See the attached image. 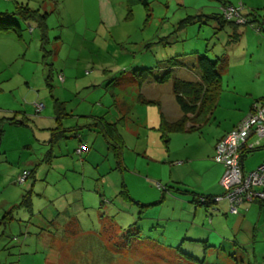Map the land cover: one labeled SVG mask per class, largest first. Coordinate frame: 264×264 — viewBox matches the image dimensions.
<instances>
[{
	"label": "rangeland",
	"instance_id": "1",
	"mask_svg": "<svg viewBox=\"0 0 264 264\" xmlns=\"http://www.w3.org/2000/svg\"><path fill=\"white\" fill-rule=\"evenodd\" d=\"M145 1L0 0V20L18 7L47 13L45 25L15 16L21 36L0 32V264H240L227 242L204 248L210 216L188 196L224 171L215 139L233 117L234 81L264 94V29L214 15L225 1L264 15V0ZM197 52L218 60L221 105L187 122L194 130H164L163 108L168 121L180 114L172 81L140 88L138 69L161 75L179 59L174 78L190 80ZM98 116L117 124L114 145ZM23 169L34 174L19 183Z\"/></svg>",
	"mask_w": 264,
	"mask_h": 264
},
{
	"label": "crops",
	"instance_id": "2",
	"mask_svg": "<svg viewBox=\"0 0 264 264\" xmlns=\"http://www.w3.org/2000/svg\"><path fill=\"white\" fill-rule=\"evenodd\" d=\"M253 24L254 25L252 26L254 27L260 25L256 21H254ZM246 31L247 29L245 28L244 30L238 32L237 28H235V29H232V34L233 35L236 34L238 38H240L242 34L246 33ZM257 36L262 42H264V35L257 34ZM231 62H233L232 58L229 59V63ZM180 66L181 65H176L172 68V76H173V70ZM165 69L167 70L168 68H165ZM177 78L187 80V81L197 82V81H200V73L199 71L196 72L195 75L191 77L192 79L190 80L184 79L181 77H177ZM169 81H172V79ZM169 81L165 83H168ZM153 83H156V85L165 84V83H157L153 79H149L145 81L144 85H147V84L154 85ZM238 83L239 81L237 80L234 81V91H235L234 96L230 102L226 103V109L228 110V112L234 111L232 112L233 117L230 120L226 121L225 124L222 121L219 122L220 125H223L222 127L223 131L220 132L218 137L215 139V146L221 137H223L226 133L233 130L236 127V125L240 122V120H242L250 112L252 105L255 102L259 100H264V94H262V91L254 92L248 89H239V87L236 85ZM172 92H173V89H172ZM235 97H241V100H237L235 99ZM177 104L180 109V114L176 117L177 119L169 120V122L179 120L184 114V111L178 102ZM218 105H221V99H219V97L215 101L214 104H211L210 110L206 112L203 111L204 115H203V112L199 113L198 111H194L193 113L192 112L187 113L186 116H188V119H189L187 122H190L191 120H193L196 123H201L202 116H206V114L208 113H210L209 115L212 116L214 113L213 109H215L216 106ZM163 113H164V116L166 117V112L164 111V108H163ZM210 116L209 118H211ZM192 126L196 129L197 124L196 125L191 124L189 126L185 125V130L186 128L190 130L189 128ZM253 139L254 138H251V140ZM263 148H264V141L261 142L260 147L256 148L253 151L246 152L244 154L245 156L243 158V168L245 171L248 172V171L254 170V168H257V166H259L261 163L264 162V152L258 156L257 161L255 163H252L251 160L247 158V156L251 155L254 151H257ZM214 152H215V149H214ZM222 172H223L222 169H218L217 171H215V174H214L215 179L207 187L204 188L206 189L205 193H199V194L193 193L192 195L193 197L191 195L188 196L189 199H192V201L195 202L194 198L201 196V195L207 196V195L222 194L223 192L220 191L216 186L218 183L217 182L218 179H220L221 175L223 174ZM198 205H202V204H198ZM202 206L205 207L206 213L209 214L210 216L209 218H210L211 225H210V228H208L207 230L210 232V235H212V237H210L209 235L208 239H202L201 241L199 240L204 245V248L222 247L223 242H227L230 245L229 250H233V252H235L236 254H240V259L238 260L239 256H236V254L234 253L237 258L235 260V263L238 262L240 264H264V203L259 202V201L244 202L243 204L240 205L238 214L230 213L229 204L226 200H221L219 202H214L213 204H210V205H202ZM221 226H223L224 228ZM208 242H210V244ZM184 254H188V253H184ZM184 256L187 257L186 255ZM187 258L191 259L190 257H187ZM196 260H198L200 263H203L205 261L204 258L201 260L197 258Z\"/></svg>",
	"mask_w": 264,
	"mask_h": 264
},
{
	"label": "trees",
	"instance_id": "3",
	"mask_svg": "<svg viewBox=\"0 0 264 264\" xmlns=\"http://www.w3.org/2000/svg\"><path fill=\"white\" fill-rule=\"evenodd\" d=\"M127 1H130V0H127ZM132 1L133 2L142 1L145 5H147V2L145 0H132ZM227 4H231V3H226L225 1L222 3L221 6H224ZM241 4L243 5V3ZM25 7L26 8L24 12L19 11L20 7H18L19 9H17L14 12H1V17H2L1 19H5V20H0V32L5 33L9 31H15L18 36H21L20 25L14 20H12L15 16L16 17L18 16V18L24 19L25 21H30V20L37 21L38 20L41 22V24L43 23L45 25V22L43 21V19L46 18L45 17L47 15L46 12L42 14L40 13L39 10H31L28 6H25ZM243 13L249 17V23H254V21H256L260 24L259 25L260 31L261 29H264V15L259 14L256 9L254 10L250 9L249 11H246L245 6L243 9ZM214 17L218 19L221 27H223L226 23H230L234 25L235 27H238V25L233 23L232 21L226 20L223 17L222 13L220 14L216 13ZM195 57H196L195 66L200 73V81H197V82L187 81V80H183L177 77L174 78L172 76V68L176 65H179L178 64L179 59H176L175 61H173V63L171 62L170 64H166L164 67H162L163 70L161 71L162 72L161 75H157L153 73V71L148 68L138 69L142 73L141 74L142 78L139 81L140 88L143 86V83H145V81L149 79H153L157 83H165L172 79V84H173L172 89H173L175 99L177 100L181 108L183 109L184 114L179 120L169 122L164 116V114L161 113V125L163 126L164 130L166 128L175 129V130H185V125L187 121L189 120L186 114L189 112L193 113L194 111H198L199 113H202L203 111L205 112L208 111L209 109H211V104L215 103V101L218 99L221 93V90H222L221 76L216 70L218 60L213 61L207 56L206 53L204 54L200 52H197ZM224 60H225V57H224ZM165 68H168V69L166 70ZM140 95L141 96L139 97L142 99L143 102L159 103L156 100L144 98L142 94ZM259 101H264V100H259ZM56 103L61 104L58 99H56ZM5 119L8 120L11 124H16V125L25 124V118H23L22 120H19L16 117H7V118L5 117ZM60 119H61V116H57L56 121H60ZM92 125L97 127L98 131L104 135L108 143L111 145L113 144L114 139L117 137V134H119L118 128L116 127L117 124L115 123L113 124V123L106 121L104 117H100V116L96 117L95 120L92 122ZM189 129L194 130L195 128L192 126ZM53 139L54 137L52 136L51 141H53ZM116 155L118 156L119 160H121L122 158L121 151L119 153L117 152ZM30 171H31V174H30L31 176L34 173L33 172L34 170H30ZM121 194L126 195V197H129V194H127L126 188H123L121 190ZM26 196L27 195H24V198ZM201 196H204L208 198L209 200L202 202L199 200L200 196H198L194 198L195 203L202 204V205H210L214 203V201L211 200V197L214 195H207V196L201 195ZM184 255H186L187 257H190L193 260L197 259L191 254H184Z\"/></svg>",
	"mask_w": 264,
	"mask_h": 264
},
{
	"label": "built area",
	"instance_id": "4",
	"mask_svg": "<svg viewBox=\"0 0 264 264\" xmlns=\"http://www.w3.org/2000/svg\"><path fill=\"white\" fill-rule=\"evenodd\" d=\"M244 6L240 4H227L221 6L223 17L237 25H254L249 23V17L243 13ZM260 31V26H255ZM45 105L35 103L36 112L40 113ZM251 138H254L251 140ZM264 138V101H257L252 105L250 112L230 132L221 137L215 146L214 159L224 166L220 184L223 193L214 195L211 200L219 202L226 200L229 211L238 214L240 205L244 202L260 201L264 203V162L251 171L243 168V156L246 152L260 147ZM251 140V141H250ZM84 144L77 148L78 153L84 151ZM31 171L24 169L18 175L17 181L24 183ZM200 201L209 200L200 196Z\"/></svg>",
	"mask_w": 264,
	"mask_h": 264
}]
</instances>
